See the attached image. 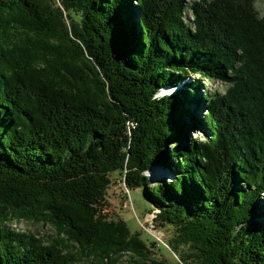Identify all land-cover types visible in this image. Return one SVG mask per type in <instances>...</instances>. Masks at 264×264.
Returning <instances> with one entry per match:
<instances>
[{
  "label": "trees",
  "instance_id": "trees-1",
  "mask_svg": "<svg viewBox=\"0 0 264 264\" xmlns=\"http://www.w3.org/2000/svg\"><path fill=\"white\" fill-rule=\"evenodd\" d=\"M113 171L172 227L179 264H264L254 0H0V264H175L105 213Z\"/></svg>",
  "mask_w": 264,
  "mask_h": 264
},
{
  "label": "rangeland",
  "instance_id": "rangeland-1",
  "mask_svg": "<svg viewBox=\"0 0 264 264\" xmlns=\"http://www.w3.org/2000/svg\"><path fill=\"white\" fill-rule=\"evenodd\" d=\"M188 1L192 2L197 0ZM254 4L255 8L260 13L264 12V0H254ZM187 15H189L188 11L186 12V16ZM194 76L195 78L198 77L197 75ZM200 83L202 85L200 91H203L204 88L210 92L213 91L222 93L227 88L226 84L221 83L218 80L204 81L200 79ZM169 91L170 90L168 89L166 93H168ZM163 94L165 93L163 92ZM201 115V112H198V118ZM189 125L192 126V129L188 130L189 138L202 136L203 131L199 121L196 124H192V121H189ZM171 145L175 147L177 143L173 142L171 143ZM169 147L170 145H168V148ZM156 169H158L156 172V176H151L152 178L154 177L152 181L153 183L161 181L165 178H167V181H169L168 177H170V175L167 170L163 168V165L159 164ZM150 172H148L150 175H153L155 173L154 172L152 174ZM110 175L112 183L107 191L105 213L110 218H123L124 220H126L128 226L132 231L141 229L142 237L152 238V240L156 242V246L153 249L154 252H157L156 254H163L169 261L174 262L175 264H179L177 256L168 248V243L171 240V236L173 234L172 227H161L160 225H158V223H155L153 221L154 214L146 212L145 209L147 205L141 200L140 193H137V191L133 190L130 191L125 181H123L124 178L118 173V171H113ZM261 197L262 199H264V194ZM11 224L12 226L18 228L20 231L34 233L37 236L42 237L45 241H48L50 240V238H53L55 236L54 229L49 224L33 223L25 220L13 221ZM162 241L164 243L161 244ZM127 255L129 254H124L118 264H125L128 260Z\"/></svg>",
  "mask_w": 264,
  "mask_h": 264
},
{
  "label": "water",
  "instance_id": "water-1",
  "mask_svg": "<svg viewBox=\"0 0 264 264\" xmlns=\"http://www.w3.org/2000/svg\"><path fill=\"white\" fill-rule=\"evenodd\" d=\"M156 166L158 167L159 165H157V164H153V165H151V167L145 172L146 176H147L151 181H153V179H154V177L152 178L151 176H156V172H157V170H158V169H156V168H157ZM153 168H154V169H153ZM152 169H153V173H154V172H155V173H154L153 175H150L148 172L152 171ZM123 181H124V180H123ZM135 191H137V193H140V194L142 193L141 190L138 189V188L135 189ZM153 238H154V237H153ZM154 239H155V238H154ZM157 239H158V238H157ZM155 240H156V239H155ZM162 243H164V242L162 241L161 244H162Z\"/></svg>",
  "mask_w": 264,
  "mask_h": 264
},
{
  "label": "bare ground",
  "instance_id": "bare-ground-1",
  "mask_svg": "<svg viewBox=\"0 0 264 264\" xmlns=\"http://www.w3.org/2000/svg\"><path fill=\"white\" fill-rule=\"evenodd\" d=\"M150 173H152V174H153V171H151Z\"/></svg>",
  "mask_w": 264,
  "mask_h": 264
}]
</instances>
